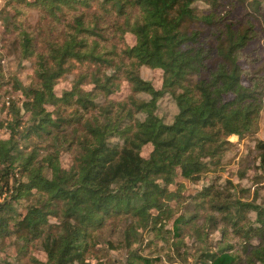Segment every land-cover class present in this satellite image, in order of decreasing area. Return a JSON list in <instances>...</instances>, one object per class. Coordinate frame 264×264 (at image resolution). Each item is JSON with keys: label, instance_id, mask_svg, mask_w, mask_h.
I'll use <instances>...</instances> for the list:
<instances>
[{"label": "trees", "instance_id": "obj_1", "mask_svg": "<svg viewBox=\"0 0 264 264\" xmlns=\"http://www.w3.org/2000/svg\"><path fill=\"white\" fill-rule=\"evenodd\" d=\"M1 1L0 99H24L0 109V243L15 253L0 264H264V205L230 181L170 191L264 125V0ZM6 55L33 64L24 92ZM143 68L163 72L160 91ZM248 162L264 184V141ZM146 232L163 244L149 255Z\"/></svg>", "mask_w": 264, "mask_h": 264}, {"label": "rangeland", "instance_id": "obj_2", "mask_svg": "<svg viewBox=\"0 0 264 264\" xmlns=\"http://www.w3.org/2000/svg\"><path fill=\"white\" fill-rule=\"evenodd\" d=\"M5 3L0 0V11L4 7ZM1 16V14H0ZM28 21L32 23V25H35L37 22V17L35 14L30 16ZM3 31L2 22L0 21V34ZM127 43L130 46H134L136 44V39L132 35H128L126 37ZM262 45H264V41H262ZM4 74L7 79H13L17 81V83L21 87V91H25V87L30 85L32 82V77L34 75L33 73V64L29 62L20 61L18 58H16L13 55H6L4 57V60L1 63ZM141 78L147 82H150L152 86L160 91L162 89L163 84V72L162 71H152L147 68H143L141 70ZM70 89V83L69 82H63L58 85L57 90L58 93L61 95L63 91H67ZM118 96L125 97L128 95V89L124 85L121 90L117 93ZM145 99H148V96L142 95ZM24 99V96L22 93L10 91V94L6 95L4 98L0 99V109L5 106L6 108L11 105L12 102H16L18 105L20 104L21 100ZM9 105H8V104ZM51 110V108L49 109ZM175 105L169 100V98H164L159 103V112L158 114L165 120V123H170L172 117L175 114ZM6 135L4 134L3 130H0V138H5ZM230 141L232 143H235L236 145V152L234 154L227 155L224 161L222 162V165L215 170L214 172L205 173L201 176L199 181L192 182L188 180H180V185H172L170 188V191L177 192L178 190L181 191V194L190 195L194 192H201L206 187L209 186L213 181L218 182L220 185H226L227 181H230L232 185L235 186V189L231 191H236L241 197H243L245 202H256L258 205H264V190L258 189L259 186H262L264 184H256L254 179L256 172L253 170V166L249 164L248 157L251 156L252 150L254 149L257 141H264V125L261 123L260 130L257 134L254 136H246L243 139H239L238 137H232L230 138ZM151 152V147L147 146L145 149V156L149 155ZM69 163V162H68ZM245 191V192H243ZM249 191V192H248ZM183 192V193H182ZM1 201V200H0ZM155 234H150L149 232H146L143 237V243L140 245H136V247L139 248V251L143 253L144 255H149L152 252L154 253L156 251V247L158 249L163 247L162 242L158 241L156 245L151 244L152 240L155 239ZM220 233L214 232L211 239L218 240L220 238ZM8 241L4 240V246L3 243H0V249H3V251L0 250V255L3 258L9 257L8 260L11 262L12 257L15 255L14 248L13 247H7ZM200 246H196L192 250V254H195L196 251ZM171 250V249H170ZM214 250V249H213ZM170 251H167L164 255V261H166V257L168 256ZM6 253V254H5ZM39 258L44 259L42 253L37 254ZM123 254L121 252L118 253H111V258L116 262H121L123 260ZM193 256H190V260L188 264H196L197 258H191ZM166 264H170L166 261ZM172 264H183L180 262V260L174 261Z\"/></svg>", "mask_w": 264, "mask_h": 264}, {"label": "built area", "instance_id": "obj_3", "mask_svg": "<svg viewBox=\"0 0 264 264\" xmlns=\"http://www.w3.org/2000/svg\"><path fill=\"white\" fill-rule=\"evenodd\" d=\"M8 104V103H7ZM9 105V104H8Z\"/></svg>", "mask_w": 264, "mask_h": 264}]
</instances>
